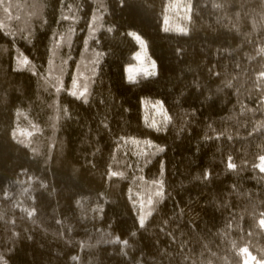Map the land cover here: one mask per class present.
<instances>
[{
	"label": "trees",
	"instance_id": "16d2710c",
	"mask_svg": "<svg viewBox=\"0 0 264 264\" xmlns=\"http://www.w3.org/2000/svg\"><path fill=\"white\" fill-rule=\"evenodd\" d=\"M5 3L15 7L7 14L0 8V264H264V185L251 182L250 172L225 180L227 148L216 152L215 139L198 145L209 158L196 179V143L189 152L171 128L158 135L142 123L155 115L157 97L174 102L169 111L179 125L185 110L207 111L208 96L226 95L255 110L235 109L247 122L243 135L264 124L256 103L264 95V0H0ZM31 28L36 40L20 47L34 66L23 63L3 34ZM134 32L158 65L159 75L143 91L123 83L138 50ZM69 55L61 87L60 65ZM97 60L85 105L68 94L71 78L78 63L82 76H91ZM140 96L152 99L142 107ZM225 115H231L227 107L209 117L213 128H234L221 121ZM204 133L215 135L193 128L197 141ZM122 136L167 151L138 168L132 153L147 149ZM261 136L264 131L228 146L237 162L245 149L254 156L253 141ZM205 168L210 181L203 180Z\"/></svg>",
	"mask_w": 264,
	"mask_h": 264
},
{
	"label": "clouds",
	"instance_id": "9594fccd",
	"mask_svg": "<svg viewBox=\"0 0 264 264\" xmlns=\"http://www.w3.org/2000/svg\"><path fill=\"white\" fill-rule=\"evenodd\" d=\"M15 7V5L12 4H2L0 5V8L4 11L5 14H7L8 9ZM64 19H67V17H63ZM59 21H57L58 23ZM45 23L47 21L45 20ZM70 34H74L75 29L72 28L69 30ZM4 36L12 41V50L13 52H19L21 55L24 56V59L27 61L26 64H33V61L24 54L23 50L21 49L20 45L21 43H26L29 46H32L34 41L36 40V35L34 29H30L25 34L20 33H13V32H4ZM187 32H185V35ZM64 37L61 36V40H63ZM69 47L71 45V39L69 36L68 39ZM84 52H87L88 50V39L84 40ZM57 47H59V44H57ZM135 53H133V58H135ZM72 57L71 55L68 56V59L62 60V63L60 65V80H61V87H63V81L65 76L67 75V64L68 60H70ZM82 60H83V54H82ZM152 64L157 67V71L151 74L148 73H141L138 74V77L135 79H129L127 75V66L124 67V80L123 83L125 85H135L138 88H140L141 91H143L145 88L150 87V85L147 83L150 79V76H158V65L155 61V59H152ZM53 65V60L50 58L48 61V68L50 69ZM91 73L92 75L89 77H83L82 73L80 71L81 64H77L76 72L72 75L71 78V84L69 87L68 94L73 97L77 101H82L85 105L88 103V96L90 95V89L92 84L95 83V77L98 74V71L100 69V62L93 61L91 64ZM34 66V64H33ZM14 71H17L18 69H13ZM36 73H33L35 75ZM262 76H264V73H261ZM82 81V83H81ZM75 84V88H74ZM82 89V91H81ZM83 92L84 94L81 95L80 93ZM152 98H145L144 96H140V102L141 106H145ZM203 103L206 105L207 111L204 109H198L197 107H192L190 111L185 110V116L182 120V122L177 125L174 117L173 112L170 113L169 107L174 104L173 101H171V104H166L165 99L157 97L154 101V108L153 111L155 112V115L152 116L150 119H143L142 123L144 125V128L151 130L152 132H155L156 134H164L168 135L169 130L171 128V131L176 137L177 142H187L188 148L187 150L189 152L192 151V144L193 142L196 143L197 150L196 155L193 158L192 162L193 165L197 167V173L195 175L196 179H201V176L199 174V167L202 166L204 161L209 158V154L207 152L199 151L198 145L201 142L208 143L211 139H215L217 141L216 145V152H224V150L227 148V152L225 153L224 159L226 160V165L224 166V173L223 177L225 180H227L228 174L231 173L233 176V179H239L242 175H245L246 173H251V175L248 177V179L257 184V185H264V136H261V138L258 141H253L256 145L257 151L255 152L254 156H250L247 150L245 149L244 152V158L242 157L240 161H236V157L231 152V148L228 147L229 145H233L234 141L236 139H248V137L258 135L261 131H264V124L261 123H254L252 129L247 133V136L243 135L241 133V129L247 127L246 121H240L237 118V114L235 112V109L237 106L240 108V115H244L247 112H253L255 111L252 108H248L243 102L240 100H235L232 103H229V100L227 96L223 97H211L208 96ZM257 106L260 111L264 112V95H261L260 98L257 100ZM227 107V112L231 113V115H225L221 117V121L224 123H227V121H231L233 126H226L222 127L219 130H216L213 128V123L215 121H210L209 117L215 115L219 112V110ZM191 117V118H190ZM203 118V119H202ZM211 128L215 135L213 137H208L206 133H204L203 137L197 141L196 136L193 134V128ZM187 133V136L184 134ZM122 140H125V142H129L132 140H135L138 142L136 146H139L141 143H143L147 149V151L143 152H136L134 151L132 153L133 157L137 158V167L139 168L141 165H143L144 168L148 167L149 165H152L155 158L157 156H161L167 151L166 145L156 144L152 140H145L140 141L136 139L135 137H128L125 139V137H121ZM224 141H227V144L224 143ZM127 155V153H125ZM198 157V158H196ZM143 168H141V171ZM159 175H160V188L161 191L158 193L160 196V200L162 201L164 199V176H165V167L164 162L161 159L159 162ZM212 172L210 169L205 168L203 172V180L204 181H210L212 179ZM230 183V182H229ZM230 186L235 189L236 185L231 184ZM250 191V190H249ZM261 224L264 225V221H261ZM141 226H143V221H141ZM251 259H255V257H251Z\"/></svg>",
	"mask_w": 264,
	"mask_h": 264
},
{
	"label": "rangeland",
	"instance_id": "374dc122",
	"mask_svg": "<svg viewBox=\"0 0 264 264\" xmlns=\"http://www.w3.org/2000/svg\"><path fill=\"white\" fill-rule=\"evenodd\" d=\"M133 37L138 43V50L135 52L136 55L134 61L127 65V69L132 68L134 70V78L140 73H154L156 71V66L152 64V59L148 57L146 41L136 32L133 33ZM127 75H129L128 72ZM144 220L145 219L142 216L141 221Z\"/></svg>",
	"mask_w": 264,
	"mask_h": 264
},
{
	"label": "snow or ice",
	"instance_id": "6c2138e0",
	"mask_svg": "<svg viewBox=\"0 0 264 264\" xmlns=\"http://www.w3.org/2000/svg\"><path fill=\"white\" fill-rule=\"evenodd\" d=\"M23 63H27V61L24 59V60H23ZM127 72L129 73V75H128L129 79H134V70H133L132 68H128V69H127ZM74 88H75V84H74ZM80 94L83 95L84 93L81 92ZM145 119H146V120L148 119V115H147V114H146V116H145ZM130 142H131L133 145H137V144H138V142L135 141V140H132V141H130Z\"/></svg>",
	"mask_w": 264,
	"mask_h": 264
}]
</instances>
